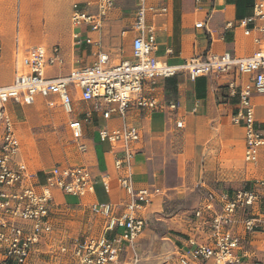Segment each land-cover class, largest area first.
<instances>
[{"label":"crops","instance_id":"crops-1","mask_svg":"<svg viewBox=\"0 0 264 264\" xmlns=\"http://www.w3.org/2000/svg\"><path fill=\"white\" fill-rule=\"evenodd\" d=\"M86 1L0 0V87L9 85L19 68L17 53L21 55L36 46L43 47L49 56L54 47L59 49L61 61L46 68V77L65 76L75 69L90 66L99 51L108 55L110 66L131 60V25L137 0H115L114 9L101 29L95 32L80 30L81 42L76 44L72 37V6L79 2L80 7L85 8ZM145 4L148 8L145 22L153 28L156 40L153 55L170 65H179L207 52L216 55L229 52L236 57H250L258 48L255 39L264 38V34L256 30L258 21L250 22L245 27L239 25L240 21L252 16L254 0H165V13L157 9L159 0H146ZM197 23H202V27L196 28ZM245 29L250 30L248 36L244 35ZM229 79L212 74L192 81L186 74H177L161 80L155 91L158 100L161 103L172 102L176 108L142 111L131 108L124 119L113 115L109 120H104L102 113L106 105L102 104L96 109L94 101H82L75 93L71 96L70 114L64 111L55 95L36 96L31 105L10 102L30 107L33 115L39 106L56 104L58 111L49 107L42 111H46L44 114L52 119L57 117L69 134L71 149L64 151L61 162L36 171L24 160L21 141L17 136L19 158L31 173L36 174L39 183L44 181L43 173L54 167L85 166L96 179L93 192L83 197L54 193L49 215L52 230L40 250L49 252L57 246L59 250L60 245L68 244L75 238L87 240L99 237L106 222L105 217L93 213L90 207L92 204L114 206L126 203L128 197L121 189L119 180L129 173L134 189L156 188L161 195L155 199L163 197L165 164L171 158L172 139L178 134L183 139V158L200 165L198 179L203 190L219 189L231 195L238 189L248 188L253 180L264 178V150H259L256 163L244 161L245 133L242 126L231 121L237 98L227 97L225 87ZM245 80L246 77L242 79ZM251 103L259 123L264 118V97L255 94ZM70 120H79L82 124V138L79 141L72 140L67 126ZM177 122H182L181 128L176 127ZM124 125L136 127L140 133V139L134 146L136 154L131 160L130 171L125 166L115 167V159L122 157L120 149L112 150L108 144L98 140L100 128L113 130ZM80 146L85 151H81ZM102 180L107 184V190ZM154 200L142 212L147 220L146 228L148 222L162 219L157 205L154 210ZM120 210L119 207L117 214ZM189 226L188 222L181 233L183 235L175 242L167 236L157 237L149 230L147 235L137 240L133 249L140 260L147 254L154 255L156 263L164 251L175 249V243L180 247L183 245L189 234ZM114 234L108 233L107 236L113 238ZM42 254V251L35 254L31 264L39 261ZM42 258L47 256L43 255Z\"/></svg>","mask_w":264,"mask_h":264},{"label":"built area","instance_id":"built-area-1","mask_svg":"<svg viewBox=\"0 0 264 264\" xmlns=\"http://www.w3.org/2000/svg\"><path fill=\"white\" fill-rule=\"evenodd\" d=\"M159 2L157 9L165 13V0ZM145 3L146 0H137L129 61L110 66L108 55L99 51L90 66L65 76L46 77V68L61 61L58 47L51 50L50 56L41 46L27 49L21 55L17 53L19 68L12 82L0 87V264H31L33 256L40 253L52 230L49 215L55 192L80 198L92 193L96 184L85 166L54 167L43 173L44 181L39 183L36 174L19 158L20 144L6 111L10 102L31 105L36 96L55 95L70 114L71 96L75 93L82 101H94L96 109L106 105L104 120L113 115L124 119L131 108L139 111L176 108L172 102L158 100L155 91L161 80L177 74H186L192 81L212 74L225 76L230 78L225 87L227 97L237 98L231 121L242 126L245 133L244 161L256 163L259 150H264V118L257 123L251 103L255 94L264 97V38L255 39L258 48L250 57L207 52L179 65H170L153 55L156 40L153 28L145 22L148 11ZM114 6L115 0H87L85 8L75 2L71 13L75 43L81 42L80 30L99 31ZM256 21L259 22L256 30L264 34V0H254L252 16L239 25L245 27ZM195 27H202V23ZM249 34L250 30L245 29L244 35ZM244 77L246 80L242 81ZM67 126L72 140L79 141L81 122L70 120ZM176 127L181 128L182 122H177ZM139 139V130L133 126L98 130L100 143L122 151V157L114 162L117 169L125 166L130 171ZM80 150L85 151L83 146ZM119 184L128 197L126 203L90 207L93 213L105 217L102 234L96 239L75 238L59 246V252L70 258L69 264H117L121 257L131 264L140 262L133 246L147 226L142 212L161 192L156 188L134 189L130 173ZM102 185L107 190L103 180ZM188 222L189 234L183 245L166 262L172 259L175 264H264V260L253 259V253L245 248L246 244H252L256 233H264V178L253 180L248 188L231 195L219 189L207 190ZM108 233H115L114 237L108 238Z\"/></svg>","mask_w":264,"mask_h":264},{"label":"rangeland","instance_id":"rangeland-1","mask_svg":"<svg viewBox=\"0 0 264 264\" xmlns=\"http://www.w3.org/2000/svg\"><path fill=\"white\" fill-rule=\"evenodd\" d=\"M14 53L12 51V57ZM15 59V57H14ZM54 111L57 105H45ZM39 106L37 113L33 115L30 107L17 106L8 103L6 111L12 121L16 136L21 141V151L24 160L36 171L47 169L55 163L61 162L64 151H69V134L65 131L63 124L55 117L46 116ZM54 108V109H53ZM42 114V116H41ZM44 114V115H43ZM171 158L165 164L166 184L163 188V197L154 200V210L157 205L162 219L158 222H148L143 236L151 230L157 237L167 236L169 239L179 241L188 220L193 212L199 207L206 191L199 185L200 165L185 160L182 156L183 139L177 135L171 142ZM258 178H261L259 176ZM245 187V186H243ZM159 223V224H156ZM81 238V237H79ZM164 241V240H162ZM166 241V240H165ZM168 241V240H167ZM175 243V249L164 251L163 255L154 262L152 254L141 258L138 264H175L172 259L166 262V258L174 254L179 248ZM245 248L253 253V259L264 260V233L258 232L254 235L252 244ZM47 258L39 257L35 264H69L70 258L59 252L58 246L49 252L40 250ZM117 264H131L128 259L121 257Z\"/></svg>","mask_w":264,"mask_h":264}]
</instances>
